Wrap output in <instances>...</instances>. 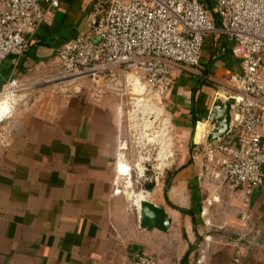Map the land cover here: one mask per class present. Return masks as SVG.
Returning <instances> with one entry per match:
<instances>
[{"label": "crops", "instance_id": "0c3cea01", "mask_svg": "<svg viewBox=\"0 0 264 264\" xmlns=\"http://www.w3.org/2000/svg\"><path fill=\"white\" fill-rule=\"evenodd\" d=\"M109 1L61 0L54 21L39 29L32 49L0 63V93L13 76L24 82L54 72L59 64L56 49L86 32ZM221 41L229 42L223 36ZM211 56L207 74L209 66L202 62L199 71L176 72L175 84L163 99L171 120L169 133L181 142L191 143L195 121V141L212 130L207 124L202 135L204 123H199L207 120L219 99L215 83L240 70L239 62L227 67ZM39 98L20 107L10 120L0 152V264H99L115 262L121 255L134 264V254L143 250L142 255L154 257L157 264H264V176L253 194L250 218L225 223L226 231L207 241L209 236L202 240L203 173L191 162L167 190L169 206L154 202L172 218L170 232L139 229L132 211L139 204H130L137 197L129 196V201L123 188L115 193L120 189V137L110 103H96L79 93ZM200 150L202 145L181 155H201ZM212 187L223 196L215 199L220 202L214 209L240 196L228 184L210 186L211 192Z\"/></svg>", "mask_w": 264, "mask_h": 264}, {"label": "built area", "instance_id": "2783aa9c", "mask_svg": "<svg viewBox=\"0 0 264 264\" xmlns=\"http://www.w3.org/2000/svg\"><path fill=\"white\" fill-rule=\"evenodd\" d=\"M211 2L209 7L201 0H110L86 32L56 49V71L24 82L13 76L5 83L0 104L9 109L0 123L10 121L29 98L78 89L83 82L100 87L129 72L141 73L162 100L173 88L176 72L199 71L206 38L219 34L233 43L231 52L240 61L239 72L219 80L227 90L217 92L231 105L230 130L224 139L208 142L209 130L197 146H203L206 161L221 170L224 182L240 191V216L247 221L264 176V0ZM60 4L0 0V63L25 56L39 29L54 21ZM134 264L157 262L140 255Z\"/></svg>", "mask_w": 264, "mask_h": 264}, {"label": "rangeland", "instance_id": "374dc122", "mask_svg": "<svg viewBox=\"0 0 264 264\" xmlns=\"http://www.w3.org/2000/svg\"><path fill=\"white\" fill-rule=\"evenodd\" d=\"M221 38L222 36L219 34H212L206 38L204 43V48L202 51V60H201V62L206 66V68L210 65V63H208L210 55L216 57L214 62L219 61L224 65H226L227 67H229L230 64L232 66V64L240 62L238 59L236 60L231 54V51H229L233 47V43L227 42L226 44L225 42L221 41ZM219 55H221L220 58ZM202 63L201 66H203ZM185 73L186 71L183 74ZM132 77L134 78V80ZM223 79L224 78L222 77V80ZM136 83L140 84V86L137 87L139 88L141 87L140 90L143 93L142 96H139L136 91V86H135ZM215 84L217 86L216 88L217 92L227 90V88H225V86H223L222 84L217 82ZM78 88L81 91H78L76 88V89H70L69 91H61V92L48 91L43 94L55 93V95L56 94L60 95L63 93H67V94L71 93L77 95V93H79L84 98H87L96 103H102V102L110 103L113 111L115 112V116L117 114V123L119 127V137H120L118 156L120 160L119 163L121 164L120 171L121 174L124 175V176L119 175L118 181H119L120 189L123 188V191L128 199L129 196L130 198L137 197L136 200L131 199L132 200L130 202V204L132 203L131 205H133L134 202L135 203H137L138 201L140 202V199L142 198L139 197L143 195L145 197L148 196V199L150 201L158 202L168 207L169 205L166 199L167 197H169L170 193L165 192L166 188L167 187L170 188V185L174 184L175 178L178 175V173L181 171V168L184 167L185 165L191 164L192 162L194 164H197L199 170L202 171L203 173L201 176V184H202V189L205 190V196H204L205 207L201 210V215H203L204 209L206 210V214L203 215L205 222L204 224H202V226L204 227V229H202L203 231L202 240H204V237L206 236L222 234L223 231H226L223 228L225 227L224 225L225 223L230 222L231 224L234 220L241 218L240 216L241 204H239L240 199L238 197L235 198L234 196L233 202H230V200L228 199L230 204L227 203L226 205L224 206L222 205L216 209L213 208L215 203L217 204L220 202V201L218 202L215 201V199L218 198L221 200L223 196L221 195V193L219 194L215 193L217 190L218 192H220L221 190L219 189L216 190L215 187H212V192H211V190H208V187L215 186L216 184L222 186L223 184L225 185L226 183L224 182L222 176L219 174L221 170L214 169L213 167H211L210 163L206 161L204 151L200 150L201 155H191V154L181 155V151L190 152L191 143L189 141L185 142L184 140V142H181V140H179V137L177 138L174 134H172V132H170L168 134L166 142L169 141L170 143H172L171 149L169 151V153L170 152L171 153L170 154L166 153V154L171 156L169 157L168 161L164 163L162 169L158 167L160 165L159 156L162 151V144L157 142L156 144L151 145L146 143L145 140H142L141 128L138 129L135 127V121L133 120V115H131L133 114V111L135 109L134 108L135 103L137 102L136 99L138 98H143L146 100L149 99L148 105L157 103L156 105L161 108L162 112L160 115H158V119H157V125H159L158 127L159 129L156 130L158 131H160L161 129L166 130L170 126L171 120L169 113L164 108L165 105L163 99L160 100L155 96L150 86H148V84L144 80L141 73L129 72L127 74H123L117 79H112L110 81L101 83L100 87H97L96 85L90 82H83L80 83ZM43 94L31 99L29 98L24 103L25 105L21 104L18 107V109L23 106L27 107L32 103V101L38 99L39 97L41 98ZM5 105L7 108L8 105L7 104ZM5 105L4 104L3 106L1 105L2 107L0 108V112L2 111ZM149 106L140 109L141 111H143V114L146 113L144 111L149 110L147 109L149 108ZM145 117H147L148 120H151L150 114H147ZM154 117L156 118L157 115L155 114ZM9 122L10 121L0 123V152L6 141V137L10 125ZM207 122L208 120L205 123ZM202 123L203 122L199 123V126H201ZM209 126L211 127V125ZM162 143H164V141ZM193 147L195 148L197 147V145H194ZM139 163H141L142 165L140 166ZM150 186H153L154 188L151 195H147V193H145V190ZM132 208L134 209V210L132 209V211L134 212L136 211V215L138 218L137 210L134 207ZM136 223L139 229H141L139 226V220ZM162 241L166 243L165 240ZM173 245L175 246L176 243L173 242ZM142 253H144V250L141 251V254L138 255L134 254L135 259L138 256L142 255ZM124 257L126 258V255L117 256L115 258L116 259L115 262L114 261L104 262L99 264H124V263L130 264V262H128ZM123 258L124 260H121Z\"/></svg>", "mask_w": 264, "mask_h": 264}, {"label": "water", "instance_id": "95a60500", "mask_svg": "<svg viewBox=\"0 0 264 264\" xmlns=\"http://www.w3.org/2000/svg\"><path fill=\"white\" fill-rule=\"evenodd\" d=\"M209 7L211 4L208 2ZM217 25L221 27V23L217 17H215ZM211 66V65H210ZM210 66L207 68L205 74L208 73ZM155 114L151 115V121L154 126H157V119L154 117ZM208 124L211 125L212 130L209 131L207 135L208 142H216L224 139L230 130L231 123V105L229 102H223L218 99L213 104L210 113L207 117ZM206 120V121H207ZM205 121V122H206ZM156 122V123H155ZM204 122V123H205ZM198 129V121H195V126L193 129L192 139H191V149L194 145L200 144L195 141L196 132ZM153 186H150L146 189L147 192L152 193ZM139 226L142 230L146 231H159L161 233H169L173 220L169 217L166 210L153 201L143 200L140 204V207L137 208ZM187 255L184 259H188Z\"/></svg>", "mask_w": 264, "mask_h": 264}, {"label": "bare ground", "instance_id": "6f19581e", "mask_svg": "<svg viewBox=\"0 0 264 264\" xmlns=\"http://www.w3.org/2000/svg\"><path fill=\"white\" fill-rule=\"evenodd\" d=\"M133 78V77H132ZM136 79V78H135ZM133 80H134V78H133ZM140 81V80H139ZM138 84V85H137ZM135 86H136V91H137V93H138V95L139 96H142V92H141V87L139 88V87H137V86H140V84L139 83H136L135 84ZM145 90V89H144ZM221 96H222V94H221ZM136 103H135V109H134V111H133V114H131V115H133V120L135 121V127L136 128H141V137H142V140H145V142L146 143H148V144H151V145H153V144H156L157 142H159V143H161L162 144V151H161V154H160V156H159V162H160V165L158 166V167H160V169H162L163 168V166H164V163L165 162H167L168 161V159H169V157L171 156V155H167L168 153H169V151H170V149H171V145H172V143H170L169 141H167L166 142V139H167V137H168V135L167 134H169V131H170V129H169V127L166 129V130H160V131H158V130H156V129H159L158 127H159V125H157V126H154L153 127V124H152V121L151 120H148L147 119V117H145L147 114H150V115H152V114H156L157 115V117H156V119H158V115H160L161 114V112H162V110H161V108L160 107H158L156 104H149L148 105V103H149V99L148 100H146V99H143V98H138V99H136ZM3 106V104H0V108ZM5 105V104H4ZM147 106H149V108H147V109H149V110H146V111H144V112H146L145 114H143V111H141L140 109H143V108H145V107H147ZM9 109V107H7L6 108V105L3 107V109H2V111L0 112V115L2 114V112L4 111V110H8ZM142 113V114H141ZM143 115V116H142ZM147 120H148V122H147ZM147 122V123H146ZM156 123V122H155ZM203 124V123H202ZM208 123H204V130H201L202 131V135H204V132H205V126L207 125ZM199 129V128H198ZM198 129H197V132H198ZM197 132H196V134H197ZM140 134V133H139ZM204 137V136H203ZM164 141V143H162L163 141ZM202 140H203V138H202ZM202 140H198L197 139V141L196 142H198V143H201L202 142ZM141 141V140H140ZM167 153V154H166ZM171 153V152H170ZM169 153V154H170ZM158 156V155H157ZM142 163V162H141ZM141 163H139V165L141 166L142 164ZM119 168H121V164H120V166H119ZM145 192L148 194V195H151V193H149V192H147L146 190H145ZM120 193V192H119ZM148 200V199H147ZM141 202L142 201H138L137 202V204H141ZM136 204V205H137ZM140 204H139V207H140Z\"/></svg>", "mask_w": 264, "mask_h": 264}, {"label": "trees", "instance_id": "16d2710c", "mask_svg": "<svg viewBox=\"0 0 264 264\" xmlns=\"http://www.w3.org/2000/svg\"><path fill=\"white\" fill-rule=\"evenodd\" d=\"M229 51H231V50H229ZM227 53H228V51H227ZM11 58H13V57H11ZM212 60H213V59H210V61H209L208 63H211ZM202 122L204 123L205 121H202ZM168 189H169V188L167 187L166 190H165V192H167ZM180 211H181L183 214H187V211H185V210H183V209H180ZM192 213H193V212H192ZM193 215H194V213H193ZM194 216H195V215H194Z\"/></svg>", "mask_w": 264, "mask_h": 264}]
</instances>
